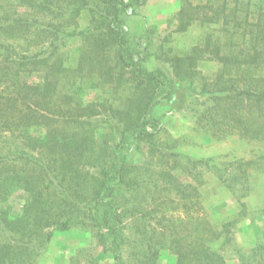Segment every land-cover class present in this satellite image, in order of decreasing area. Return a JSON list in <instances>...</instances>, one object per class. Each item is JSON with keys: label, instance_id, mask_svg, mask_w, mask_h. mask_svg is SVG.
I'll return each instance as SVG.
<instances>
[{"label": "trees", "instance_id": "1", "mask_svg": "<svg viewBox=\"0 0 264 264\" xmlns=\"http://www.w3.org/2000/svg\"><path fill=\"white\" fill-rule=\"evenodd\" d=\"M60 1L0 0V202L18 189L30 194L29 203L16 217L11 215L9 208H0V264H36L56 230H69L88 220L108 240L106 250L113 254L112 264H125L121 228L125 215L124 193L134 191L131 187L136 183L128 155L142 143H151L160 132L161 120L155 113L157 106L173 100L175 107L189 109L213 136L236 133L264 140V73L260 72L259 59L262 46L248 47L242 58L240 54L222 48L232 46V40L224 45H214L212 50L207 42L184 55L165 57L164 61L170 63L165 66L168 69L162 66L150 69L145 66L147 55L130 42L127 25L128 17L134 14L130 9L143 5L146 0H81L77 7L73 0H62L61 4ZM217 1L220 3L217 8L222 9L213 10L209 13L211 16L226 15L229 11L225 8L229 3H235L233 14L238 19L242 0ZM204 7L193 0L183 2L178 11L177 31L186 32L200 21L194 15ZM51 8L50 12L57 11V18L68 14V20H72L73 16L75 24L80 15L90 14L88 26L65 27L61 24L63 21L58 22L60 24L47 21L48 25H42L44 21L37 16L39 11ZM249 13L248 10L246 17ZM236 24L240 26L242 21ZM46 31L50 35H43ZM26 37L38 43L32 46L34 50L23 49L21 43L24 44ZM48 38H51L49 42ZM75 38H83L85 46L77 49L79 55L72 68L54 56L66 40ZM203 47L208 54L200 56ZM112 53L114 57H111ZM206 55H211L208 57L212 60L217 59L224 68L215 79L197 90L194 86L197 72L193 67L199 57L203 60ZM24 69L35 72L41 69L43 80L29 84L23 80ZM70 74L74 76L69 77ZM86 78L92 81L93 87L101 90H105L106 85L131 84L126 107L116 108L109 100L84 103ZM64 88L70 92H65ZM90 118L100 121L95 125L103 127L104 123L116 137L110 152L103 149L109 141L103 136L100 138ZM34 127L44 128L45 134L34 133L31 130ZM15 132L33 143L31 149L35 153L28 154L23 146L10 138ZM6 142H11L14 148L3 146ZM172 149L169 145L155 151L162 152L163 159L165 151ZM11 154L15 155L16 162L21 161L18 163L21 166L12 168ZM170 154L176 156L178 153ZM103 157L104 163H95L96 158ZM184 158L194 168L215 171L230 189H235L238 180L235 170L251 163L230 161L222 167L215 163V157ZM89 166L98 168L92 171ZM229 166L235 170L223 173ZM162 176L160 186L169 183L171 190L183 193L182 198L187 197L186 189L191 187L190 183L183 187L173 182L175 177L171 172H164ZM238 184L240 189L247 190L245 181H238ZM151 212L136 209L132 214L148 217ZM205 220L203 227L208 229L210 222ZM175 224L176 219H172L164 228ZM232 224L228 221L222 228L230 232ZM149 247L152 251L151 242ZM260 249L253 250L254 261L264 264ZM144 253L146 256L141 264L156 261L157 251ZM178 255L177 264H188L185 254ZM217 258L223 259L221 254L212 252L205 241L192 257L195 264H213Z\"/></svg>", "mask_w": 264, "mask_h": 264}, {"label": "rangeland", "instance_id": "2", "mask_svg": "<svg viewBox=\"0 0 264 264\" xmlns=\"http://www.w3.org/2000/svg\"><path fill=\"white\" fill-rule=\"evenodd\" d=\"M73 1L74 7H77L81 0ZM185 1L146 0L143 5H136L130 9L134 12L127 21L130 42L134 48L147 55L145 66L150 69L159 66L167 68L165 66L170 63L164 61L165 57L184 55L191 52L193 47L204 46L207 42L211 44L212 50L214 45H224L232 40V46L222 48L240 54L242 58L245 56L244 50L248 47L262 46L259 59L262 66L260 72L264 73V0H242L243 5H239L238 9V19H235L233 14L235 3H229L225 8L229 11L226 15L222 13L211 16L209 13L213 10L222 9L217 8L220 5L217 0L211 2L193 0L194 3H201V6L206 7L194 15L200 21H196L188 31L180 32L177 31L178 11ZM51 10L52 8L48 11H39L40 14L37 16L44 21L42 25H48L50 21L54 23L63 21L61 24L65 27L71 25L84 28L90 21V14H84L77 18L78 24H75L76 19L73 16L72 20H68L70 17L68 14L57 18V11L50 12ZM248 10L250 13L246 17ZM261 15L262 21L259 22ZM237 21H242V25L237 26ZM43 35L50 34L46 31ZM24 40H26L24 44L21 43L23 49L34 50L32 46L38 44L30 37ZM50 40L51 38H48L47 42ZM84 46L83 38L66 40V44L60 46L54 58L61 59L66 66L74 68L79 55L77 49ZM202 49L200 56L208 54L206 47ZM206 56L203 60L199 57L193 67L197 72V79H194L197 90L215 79L224 68L217 59L212 60V57H208L211 55ZM111 57H114L113 53ZM170 73L172 74L171 70ZM43 75L41 69L36 72L24 69L22 72L23 80L29 84L42 81ZM94 80L98 82V79ZM130 86L131 84L106 85V89L101 90L93 87L92 81L86 78L82 99L84 103L109 100L116 108L122 109L126 107L127 99L131 95ZM74 88L73 85L72 89ZM7 91L11 92V88ZM64 91L70 92L66 88ZM175 106L173 100L164 101L157 106L155 113L161 120L160 132L152 138L151 143H142L128 155L129 161L133 163L132 170L136 183L131 187L134 191L124 193L125 215L121 225L124 263L141 264V260L146 256L144 252L153 254L151 252L157 251V259L152 264H177L179 253L186 255L185 261L188 264H195L192 259L193 253L200 250L205 241L212 252H217L223 257L221 260L217 258L213 264H259L258 260L254 261L253 250L260 247L264 258V140L258 141L236 133L224 137L213 136L212 131L208 127H203L189 109L181 110V107ZM86 119L88 118L82 120ZM90 120L93 121L100 138L103 136L104 140L109 141L108 146L104 145L103 149L110 152L116 137L110 134L111 130L106 129L104 123L101 127L100 124L95 125L100 123L96 118ZM31 130L37 134H45L42 127H34ZM65 130L73 131L72 128ZM19 134L15 132L10 138L15 140L18 146H23L28 154L35 153L31 149L33 143L20 138ZM2 145L14 148L11 142ZM169 145L173 149L165 151L166 154L164 153L161 159L162 152L155 150L166 149ZM170 152L179 155L173 156ZM91 156L93 155L87 157ZM186 156L215 157V163L221 164L222 167H226V162L230 161L251 163L242 169L235 170L229 166L223 170V173L235 170L237 174L235 189H230L221 182L215 171L205 167L194 168L184 158ZM14 158L15 155L11 154L12 168L21 166L18 165L21 161L16 162L17 159ZM104 158H96L95 163H104ZM97 168L98 166H89L92 171H96ZM164 172H171L175 177L173 182L183 187L187 183L191 184V187L186 189V198H182L183 193L171 190L169 183L164 187L160 186ZM238 181H245L247 190L240 189L242 187L237 185ZM29 201L30 194L18 189L0 202V208L3 206L9 208L11 215L16 217ZM184 206H189L190 209ZM136 209L152 212L148 217H143L141 213L133 215ZM189 216H192L191 220L188 219ZM172 219H176V224L164 228ZM204 219L210 222L208 229L203 227ZM228 221L233 222L230 232L222 228ZM107 242L108 240L102 237L101 232L88 220L69 230H56L44 250L42 249L36 264H112L113 254L106 250ZM150 242L153 244L152 251L149 247Z\"/></svg>", "mask_w": 264, "mask_h": 264}, {"label": "crops", "instance_id": "3", "mask_svg": "<svg viewBox=\"0 0 264 264\" xmlns=\"http://www.w3.org/2000/svg\"><path fill=\"white\" fill-rule=\"evenodd\" d=\"M181 7V6H180Z\"/></svg>", "mask_w": 264, "mask_h": 264}]
</instances>
